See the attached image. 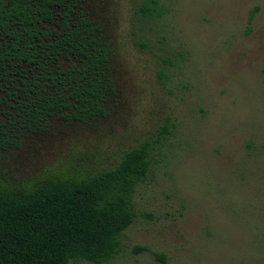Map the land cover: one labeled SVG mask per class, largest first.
<instances>
[{
  "label": "rangeland",
  "instance_id": "obj_1",
  "mask_svg": "<svg viewBox=\"0 0 264 264\" xmlns=\"http://www.w3.org/2000/svg\"><path fill=\"white\" fill-rule=\"evenodd\" d=\"M144 1L97 0L114 34L109 115L57 120L0 172L27 183L109 170L167 124L134 194L135 221L106 264H264V0H159L154 17Z\"/></svg>",
  "mask_w": 264,
  "mask_h": 264
},
{
  "label": "trees",
  "instance_id": "obj_2",
  "mask_svg": "<svg viewBox=\"0 0 264 264\" xmlns=\"http://www.w3.org/2000/svg\"><path fill=\"white\" fill-rule=\"evenodd\" d=\"M141 10L163 12L159 0H145ZM113 52L97 0H0V164L28 139L51 134L57 120L95 125L107 117L119 93ZM169 134L166 124L114 168L84 177L13 183L0 172V264L113 260L135 221L137 187Z\"/></svg>",
  "mask_w": 264,
  "mask_h": 264
}]
</instances>
